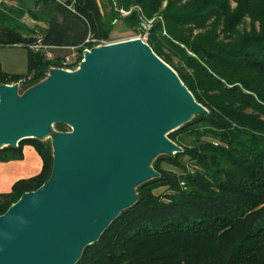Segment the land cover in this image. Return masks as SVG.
<instances>
[{"label":"trees","instance_id":"16d2710c","mask_svg":"<svg viewBox=\"0 0 264 264\" xmlns=\"http://www.w3.org/2000/svg\"><path fill=\"white\" fill-rule=\"evenodd\" d=\"M11 1H0V46L24 45L27 71L0 69V83L23 79L21 92L58 65V57L29 48L35 36L54 50L82 51L87 36L110 39L117 19L137 26V9L117 10L137 4L148 18L162 15L147 43L208 110L168 134L183 150L154 159L159 176L136 188L137 201L76 264H264V0H167L164 8L162 0ZM25 15L45 27L28 26ZM25 144L39 153L41 169L0 193V214L51 173L50 140L4 146L0 161L21 159Z\"/></svg>","mask_w":264,"mask_h":264},{"label":"water","instance_id":"95a60500","mask_svg":"<svg viewBox=\"0 0 264 264\" xmlns=\"http://www.w3.org/2000/svg\"><path fill=\"white\" fill-rule=\"evenodd\" d=\"M82 56L21 92L0 83V148L46 137L52 147L49 177L0 214V264H76L159 176L154 159L183 150L168 134L208 113L139 37ZM56 123L70 129L54 132Z\"/></svg>","mask_w":264,"mask_h":264},{"label":"crops","instance_id":"0c3cea01","mask_svg":"<svg viewBox=\"0 0 264 264\" xmlns=\"http://www.w3.org/2000/svg\"><path fill=\"white\" fill-rule=\"evenodd\" d=\"M28 20L27 16L23 17V21L28 26L33 27L34 25H31ZM30 20L31 22H34V24H39V26L45 27L44 23L35 22L32 19ZM27 54L28 50L22 44L0 46V66L2 70L13 73L17 72V67L26 68ZM22 152L23 156L21 159L0 161V193L8 192L14 181L21 178L31 177L40 171L42 159L36 149L30 144H25L22 148Z\"/></svg>","mask_w":264,"mask_h":264},{"label":"rangeland","instance_id":"374dc122","mask_svg":"<svg viewBox=\"0 0 264 264\" xmlns=\"http://www.w3.org/2000/svg\"><path fill=\"white\" fill-rule=\"evenodd\" d=\"M0 1L4 2L6 4L14 3L11 0H6V1L0 0ZM34 1L35 0H26V3L29 6H33ZM166 4H167V0H162L161 8H164ZM133 9H137L139 11V18L140 19H139V24L137 26H133L131 24L124 23L120 19H117L113 24L110 39H99V40L95 39V41H93V42H90V41L86 42L82 46V48H84V46H92L95 44L96 45H98V44L102 45V44H106V43H110V42L120 41V40L128 39L131 37H135V36L141 38L143 41H145L147 43L151 28H152L153 23L155 21V18L160 19L162 21V23H164L163 19H162V15L157 13V14L153 15L151 18H148L143 14L142 9L137 4H131L129 6L128 10H125L122 8H117V10L120 13V16L128 15ZM25 16H27V15H25ZM27 17H28V19H29L28 21H30L31 25H38L39 26V24H34V22H31V20H30L31 18L29 16H27ZM33 21H35V20H33ZM247 21H249V20L247 19ZM35 22H37V21H35ZM39 23H43V22H39ZM162 33L166 34V29L164 26H163ZM164 51L170 53L167 48H164ZM71 52L82 53V51H79L75 48L74 49H69V48L55 49L54 50V58H52L50 60H55L56 59L55 57H58V65H59L60 57L64 54L71 53ZM172 59L176 65H179V66L183 65L182 61L179 59L178 56L172 55ZM58 65L51 66V67H57ZM17 68H16L17 72H13V73L6 72V73H8V74H24L27 71V66H26V68H24V67H20L18 69ZM0 69H1V71H3L1 66H0ZM47 73H46V75H47ZM21 80H23V79H19L16 82L20 84ZM7 82L8 83H5V84L14 83L13 80H10V79L7 80ZM19 87H20V85H19ZM52 129L54 132H57V131H68L70 128L67 125H64V127H62V128H59V127H56L55 125H53ZM43 140L48 141V140H50V137H46ZM167 167H169V166H167ZM164 190H165V188L161 187V188L156 189L155 192L156 193H162V192H164Z\"/></svg>","mask_w":264,"mask_h":264},{"label":"built area","instance_id":"2783aa9c","mask_svg":"<svg viewBox=\"0 0 264 264\" xmlns=\"http://www.w3.org/2000/svg\"><path fill=\"white\" fill-rule=\"evenodd\" d=\"M89 41L93 42L95 41V38H91L90 36H87V38L84 40V44ZM98 45L95 44L92 46H98ZM92 46H84L82 51L84 49H90V47ZM29 48L35 52H41L44 55L45 59L47 60L54 58V48L52 46L43 43L39 35L35 36V40L33 41V43L29 45ZM68 48L74 49V47H68ZM82 57H83L82 53L71 52L64 54L60 57V61H59L60 63L57 67L67 70H73L78 66L80 60H82Z\"/></svg>","mask_w":264,"mask_h":264}]
</instances>
